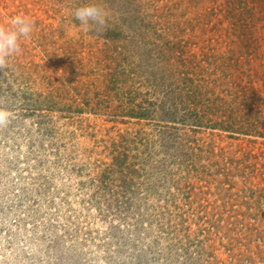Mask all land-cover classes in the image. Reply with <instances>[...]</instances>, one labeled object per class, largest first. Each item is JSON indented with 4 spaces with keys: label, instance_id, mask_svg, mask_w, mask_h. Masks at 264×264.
Segmentation results:
<instances>
[{
    "label": "rangeland",
    "instance_id": "1",
    "mask_svg": "<svg viewBox=\"0 0 264 264\" xmlns=\"http://www.w3.org/2000/svg\"><path fill=\"white\" fill-rule=\"evenodd\" d=\"M93 3L108 25L85 32ZM17 15L34 29L0 70V264H264V139L129 117L172 102L181 59L264 98V0H0V25ZM201 206L233 209L224 231Z\"/></svg>",
    "mask_w": 264,
    "mask_h": 264
},
{
    "label": "trees",
    "instance_id": "2",
    "mask_svg": "<svg viewBox=\"0 0 264 264\" xmlns=\"http://www.w3.org/2000/svg\"><path fill=\"white\" fill-rule=\"evenodd\" d=\"M186 63V60L181 59L178 65L173 67L172 80L174 81L172 85L175 86V88L170 90L168 94L172 100L169 105H164V107L160 109L156 104L147 101L142 102L141 105L132 103L131 109H129V117L143 120L161 118L163 122L173 123L174 125L191 126L197 129L219 130L238 135L257 136L264 139V98L259 95L257 90L244 84H238V81H235V78H233V72H231L226 76V78H231L230 82L227 84L232 85L235 90H223L220 92V95V93H216V90L224 84L218 85V79L212 81L204 79L205 73H198L195 75V72L192 73L189 70L183 71V69L187 67ZM211 66H215L214 60ZM226 66L232 67L233 70L235 65ZM196 67L198 69L200 68L199 65H196ZM237 72H239V70H237ZM180 98L181 100L179 101ZM172 129L174 130V128ZM242 164V161H231L233 168L231 174L227 173L226 176H233L234 171L240 172L239 167ZM245 182L247 184L248 181L245 180ZM226 183L230 185V181H226ZM250 191L251 194L249 198L252 200L253 205L251 204L249 209L251 210L258 206L260 208L259 210H261V208L264 207V190L259 191L262 194L258 199H255L257 191L251 188ZM200 208L202 209L201 212L203 216L198 218L199 223L203 221L204 224L209 223L212 228L210 232L211 235L214 234L215 230L217 234L224 231L223 223L228 219H232V215H229V212L232 213L233 209L226 212L222 211L220 214L214 213L210 215L205 207L201 206ZM262 214H264V211ZM262 217L264 221V215ZM214 218L215 221H212ZM187 222L186 219L183 221L185 224ZM226 223L225 228L228 226L231 230L227 231L229 235L226 233V236L223 237L228 238L230 241L229 243H231L233 239L229 236L232 234L233 230L235 231L237 229L240 222L230 221ZM199 231L200 234H203L206 230L205 228H201ZM247 231H253V229L249 228ZM237 232L239 233V231ZM189 242H193L200 248L202 256L215 258V255L206 253L204 240L192 239ZM209 248L213 249V246ZM262 253L261 250H256L255 252H251L249 256L259 257ZM239 256L241 257V255ZM237 257L238 255L231 256V258L235 260L234 264H240V260H238L239 258ZM244 261L253 262L250 257Z\"/></svg>",
    "mask_w": 264,
    "mask_h": 264
},
{
    "label": "clouds",
    "instance_id": "3",
    "mask_svg": "<svg viewBox=\"0 0 264 264\" xmlns=\"http://www.w3.org/2000/svg\"><path fill=\"white\" fill-rule=\"evenodd\" d=\"M73 19L78 22L79 27L88 32L95 27L103 30L108 25V11L100 4L93 3L74 9ZM34 29V23L30 19L17 15L11 18V26L0 25V70L9 65V60L21 53V39H29ZM2 119V114H0Z\"/></svg>",
    "mask_w": 264,
    "mask_h": 264
}]
</instances>
